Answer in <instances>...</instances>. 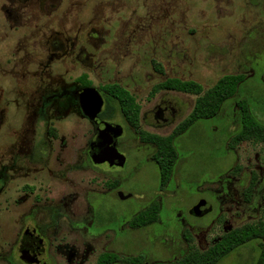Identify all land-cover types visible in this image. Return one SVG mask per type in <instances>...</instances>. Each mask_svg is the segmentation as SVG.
<instances>
[{
  "label": "rangeland",
  "instance_id": "374dc122",
  "mask_svg": "<svg viewBox=\"0 0 264 264\" xmlns=\"http://www.w3.org/2000/svg\"><path fill=\"white\" fill-rule=\"evenodd\" d=\"M227 74L243 75L237 93L174 138L177 157L161 186L155 146L140 136L170 135L199 95L153 86L192 80L202 95ZM81 75L101 94L118 84L139 106L137 128L117 109L109 120L121 128L118 167V155L111 167L87 157L95 124L79 105ZM263 76L264 0H0V169L28 154L29 141L39 152L46 139L53 151L47 169L15 166L18 175L0 190V264H28L19 251L25 226L47 233L48 264H96L103 253L118 257L113 264H153L264 221V142L231 145L241 128L237 102L264 125ZM166 105L173 120L155 119ZM95 146L103 157L106 136ZM152 201L158 218L132 227ZM27 231L21 251L38 258ZM258 255L252 239L218 264H255Z\"/></svg>",
  "mask_w": 264,
  "mask_h": 264
},
{
  "label": "trees",
  "instance_id": "16d2710c",
  "mask_svg": "<svg viewBox=\"0 0 264 264\" xmlns=\"http://www.w3.org/2000/svg\"><path fill=\"white\" fill-rule=\"evenodd\" d=\"M158 70L161 71L160 68ZM243 79L242 74L223 75L202 95H200L203 91L201 85L192 80L167 78L153 86L152 93L161 89H171L199 95L192 111L174 128L170 135L162 137L142 132L140 136L142 141L156 147L154 158L159 169L161 185H165L170 179L177 157L174 138L186 130L194 121L214 116L222 103L237 93L238 86ZM79 82L85 86L90 85L86 75H81ZM262 82L264 84V76ZM102 89L104 103L99 114L100 117L109 121L114 117L117 109L129 125L137 128L139 106L132 94L118 84H108ZM236 106L241 111V128L231 138V145L245 140L264 142V125L255 119L245 104L237 102ZM158 213L159 207L157 203H154L136 214L130 221V225L132 227L147 226L158 218ZM252 239L259 240V255L255 264H264V221L233 228L204 251L191 250L175 262H156L153 264H218L231 251ZM117 260L118 257L115 254L103 253L100 255L97 264H113Z\"/></svg>",
  "mask_w": 264,
  "mask_h": 264
},
{
  "label": "flooded vegetation",
  "instance_id": "af4514ba",
  "mask_svg": "<svg viewBox=\"0 0 264 264\" xmlns=\"http://www.w3.org/2000/svg\"><path fill=\"white\" fill-rule=\"evenodd\" d=\"M84 87H86V86H84ZM102 109H103V106H102ZM102 109H101V111H102ZM168 110H170V114L171 115H173L174 112H175L173 107H171L169 105H166L164 108L160 109L159 112L156 113L155 119H158V120H161V121H164V122H168V120L170 118H172V120H173L174 117H166L165 116L166 115L165 113ZM99 114H98V116L100 117ZM41 118H43V122H44L46 117H41ZM101 119L104 120L105 122L112 123V122H110L108 120H105L103 118H101ZM98 136H104L105 137L106 134H104L101 131H99L96 128V125H95L94 139L92 141H90L89 147H88V150H87V157L91 160V162L93 164H94L93 157L96 156L97 154H99L97 152L96 146H95V143H96V140H97ZM32 142L35 143L34 140ZM32 142L29 141V147L27 146L29 148V151H28V154L24 155V157H22L21 159L18 160L16 155H13V157H12V161L13 162L8 167L9 172L5 173L4 171H2L3 169L2 170L0 169V190L6 183H8L9 181L13 180L18 175V172H15V171L16 170L20 171V169L15 168V166H20V164H21L22 170H24L25 173H31L33 175H35L39 171H42L43 168L47 169L46 164L48 163V160L50 159L49 157H51L50 156L51 153H53V151H51V147H50L49 142H47L46 139H44L43 146L38 148L40 150L39 151L40 155H37V153H39V152H37L35 150V144L32 143ZM116 150L118 152V156H119L118 159L119 160H117L114 164L116 165V167H118V165H119L118 163H119L120 159L122 158V156L120 154L121 152H119L118 149H116ZM155 153H156V147H155V151L150 155V159H152V161L156 164V160L154 158ZM104 163L108 164L109 167L113 166V165L110 166L111 162H108L107 160L104 161ZM3 168H5V167H3ZM161 186H163V185H161ZM29 189L33 191V188H29ZM154 203H156V201H152V204H154ZM197 210H199V207H196V211ZM196 211H192V213L193 214H197ZM48 212H49V214L54 215V213L56 211L55 210H49ZM43 213H44V215H46L45 213H47V211L44 210ZM121 224H122V221H121ZM121 224L119 226V231H121V233H122V230H127V229L125 227H121ZM43 226H44V228H47V229L51 228V226H47V225L46 226L43 225ZM24 230H28L27 231L28 234H29L28 235L29 236L28 239L33 241L31 243H33L35 246L38 247V249H39V257L38 258L30 257V255H24L25 253L23 251H21V248H20L21 247V240H22L21 238L23 237V231ZM23 231L21 233V238H20V241H19V251H20V253L22 252V255L24 256V257H21L23 259V261L28 263V264H30V263L33 264L32 263L33 261H37L38 263H41V264H48L50 256H49V253H48V247H47V241H46V240H48L47 233L46 232L42 233L41 232V226L38 228L37 225H33V226H29V227L25 226ZM50 234H52V233H50ZM35 239H37V240H35ZM57 248H58L57 245L54 246V249H57ZM100 255H99V257H100ZM99 257H98V259H99ZM24 258H25V260H24ZM139 258H141V257H138L137 259H139ZM98 259H97V263H98ZM141 264H151V263H149V260L147 259V260L141 262Z\"/></svg>",
  "mask_w": 264,
  "mask_h": 264
},
{
  "label": "water",
  "instance_id": "95a60500",
  "mask_svg": "<svg viewBox=\"0 0 264 264\" xmlns=\"http://www.w3.org/2000/svg\"><path fill=\"white\" fill-rule=\"evenodd\" d=\"M78 101L83 113L96 125L99 131L106 134L107 149L102 153L104 156H94L93 160L96 162H103L106 160L112 162V159L118 155L115 146V138L121 133L120 126L105 122L98 116L102 109L104 99L102 94L95 87H83L78 94ZM123 162L124 158L122 157L118 164L122 165Z\"/></svg>",
  "mask_w": 264,
  "mask_h": 264
}]
</instances>
